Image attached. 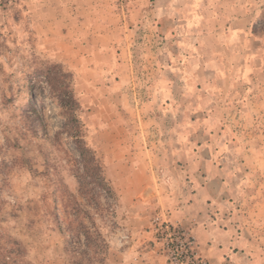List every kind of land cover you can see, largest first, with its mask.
<instances>
[{
	"label": "rangeland",
	"instance_id": "1",
	"mask_svg": "<svg viewBox=\"0 0 264 264\" xmlns=\"http://www.w3.org/2000/svg\"><path fill=\"white\" fill-rule=\"evenodd\" d=\"M52 65L112 195L62 130ZM260 91L264 0H0V264H160L154 216L222 200L264 231Z\"/></svg>",
	"mask_w": 264,
	"mask_h": 264
},
{
	"label": "crops",
	"instance_id": "2",
	"mask_svg": "<svg viewBox=\"0 0 264 264\" xmlns=\"http://www.w3.org/2000/svg\"><path fill=\"white\" fill-rule=\"evenodd\" d=\"M250 109L261 119L264 118V91L254 95ZM248 174L246 172L241 175V179L248 178ZM223 175L225 176V173ZM229 175L228 173V177ZM228 177L223 181V192L229 190ZM208 179L212 177L208 176ZM237 194L242 203L247 205L248 192L242 184L238 187ZM222 203L218 201L213 204L211 214L214 217L211 219L201 222L196 216L191 218V232L198 242L201 254L207 258L209 264H264V231L257 230V224L249 221L243 213L235 218L237 211L241 212V209L237 210L233 202L222 200ZM262 206L264 210V203Z\"/></svg>",
	"mask_w": 264,
	"mask_h": 264
},
{
	"label": "trees",
	"instance_id": "3",
	"mask_svg": "<svg viewBox=\"0 0 264 264\" xmlns=\"http://www.w3.org/2000/svg\"><path fill=\"white\" fill-rule=\"evenodd\" d=\"M56 67V65L48 66L43 75L52 91V96L57 106L61 109V115L64 120L62 130L71 137L73 147L78 152L79 162L86 175L96 176L95 186L101 188L107 195H112V191L102 175L100 160L85 141L84 124L78 117L80 105L73 93L70 74L60 69L54 71L53 68ZM31 109L37 117L36 108L32 103ZM85 236H88L87 232H85ZM81 263V260H78L75 264Z\"/></svg>",
	"mask_w": 264,
	"mask_h": 264
},
{
	"label": "built area",
	"instance_id": "4",
	"mask_svg": "<svg viewBox=\"0 0 264 264\" xmlns=\"http://www.w3.org/2000/svg\"><path fill=\"white\" fill-rule=\"evenodd\" d=\"M192 223L187 218H170L164 212L154 216L150 232L155 254L162 258L160 264H209L191 232Z\"/></svg>",
	"mask_w": 264,
	"mask_h": 264
}]
</instances>
